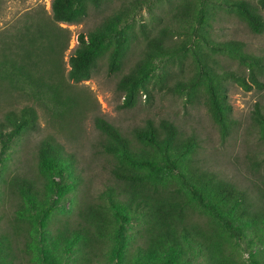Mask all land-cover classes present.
<instances>
[{"label": "trees", "instance_id": "16d2710c", "mask_svg": "<svg viewBox=\"0 0 264 264\" xmlns=\"http://www.w3.org/2000/svg\"><path fill=\"white\" fill-rule=\"evenodd\" d=\"M102 1L51 0L48 18L25 14L0 34V159L36 131L37 108L63 130L81 120L83 105L71 83L89 78L101 58L108 74H119L121 108L134 105L140 93L152 98L151 87H166L168 64L182 73L188 59L185 78L169 90L189 105L200 101L220 139L235 126L228 83L262 90L264 56L241 41L217 40L212 27L224 13L251 34H264V0H121L78 33L63 75L66 37L56 22H78L88 5L98 9ZM142 6L146 20L138 16ZM137 47L139 56L122 72ZM220 58L238 68L220 66ZM16 100L27 103L17 107ZM250 118L264 140V102L253 105ZM93 124L112 183L94 196L80 192L62 144L52 134L41 137L30 170L0 178V197L12 201L0 214V264H184L189 258L196 264H264V168L260 186L249 190L197 161L195 137L183 136L169 119H146L130 137L99 116ZM67 190L74 199L62 213L57 204ZM245 239L248 249L255 246L247 262L238 250Z\"/></svg>", "mask_w": 264, "mask_h": 264}, {"label": "rangeland", "instance_id": "374dc122", "mask_svg": "<svg viewBox=\"0 0 264 264\" xmlns=\"http://www.w3.org/2000/svg\"><path fill=\"white\" fill-rule=\"evenodd\" d=\"M51 0H0V34L4 35L12 27L22 23L25 14L39 13L43 17L50 16ZM121 0H103L100 7L93 8L88 5L86 15L78 22H56L66 37V47L63 49L60 64L62 74L68 69V56L77 44V35L92 29L99 23L103 16L114 10ZM154 4V3H153ZM152 5V4H151ZM155 11V9H152ZM159 11H157L158 13ZM154 13V12H153ZM161 13V12H160ZM212 27L213 36L217 40L234 39L245 44L253 54L264 56V34L253 35L246 26L229 14L221 13ZM138 16L146 20L147 9L142 6ZM137 19V14H136ZM164 17L170 20L168 14ZM139 56V48L131 50L127 54L126 67ZM220 66L238 68L235 62L218 59ZM187 59L179 68L174 64H168L167 70L171 74L165 85L161 88L151 87L152 98L140 93L134 105L129 108H121V94L115 89L117 73L108 74L105 58L97 62V66L89 78L72 84V91L79 97L83 105L82 118L77 123H70L68 129H60L53 121H49L41 108H37L38 126L18 144L11 145L1 155L0 178L6 177L13 171L22 169L30 170L32 156L36 142L46 134H52L61 144L64 155L71 161L73 175L77 179L80 192L87 195H96L105 185L112 183L108 172V156L100 152L98 142L100 134L94 127L93 118L99 116L117 127L119 131L130 137V131L141 126L146 119L157 123L161 118L171 120L181 131L183 136H193L198 142L196 160L203 166L214 171L220 177L231 180L247 189L260 186V176L264 168V140L258 137L257 127L251 121L250 115L255 103L264 102V77L262 78V90L252 87L243 90L234 83H228L227 98L231 108L235 126L225 138L220 139L219 133L212 123L205 107L200 101H194L190 105L179 94L173 93L169 88L177 78H185L187 71ZM121 72V73H122ZM187 75V74H186ZM16 106L27 103L16 100ZM0 102V112L2 111ZM68 182L71 176H66ZM1 180V179H0ZM1 186V182H0ZM72 192L67 190L58 200V208L66 213L71 208ZM9 196L0 197V214H7L10 210ZM4 220L2 217L1 221ZM238 246L241 258L247 262L250 253L255 246L248 249L247 239ZM251 243L252 241H249ZM250 243V244H251ZM197 258H189L184 264H196ZM113 263V262H112ZM110 263V264H112Z\"/></svg>", "mask_w": 264, "mask_h": 264}]
</instances>
